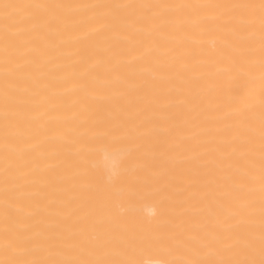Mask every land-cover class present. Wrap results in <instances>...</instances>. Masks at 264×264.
Instances as JSON below:
<instances>
[{
  "label": "bare ground",
  "instance_id": "6f19581e",
  "mask_svg": "<svg viewBox=\"0 0 264 264\" xmlns=\"http://www.w3.org/2000/svg\"><path fill=\"white\" fill-rule=\"evenodd\" d=\"M0 264H264V0H0Z\"/></svg>",
  "mask_w": 264,
  "mask_h": 264
}]
</instances>
